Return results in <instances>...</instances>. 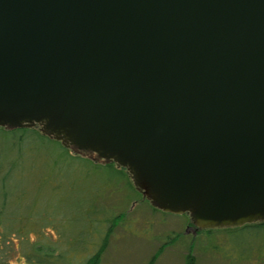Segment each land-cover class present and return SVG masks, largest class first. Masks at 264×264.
Wrapping results in <instances>:
<instances>
[{
    "label": "water",
    "instance_id": "95a60500",
    "mask_svg": "<svg viewBox=\"0 0 264 264\" xmlns=\"http://www.w3.org/2000/svg\"><path fill=\"white\" fill-rule=\"evenodd\" d=\"M35 125L199 227L264 220V0H0V126Z\"/></svg>",
    "mask_w": 264,
    "mask_h": 264
},
{
    "label": "rangeland",
    "instance_id": "374dc122",
    "mask_svg": "<svg viewBox=\"0 0 264 264\" xmlns=\"http://www.w3.org/2000/svg\"><path fill=\"white\" fill-rule=\"evenodd\" d=\"M7 129L0 128V261L19 264L38 242L65 249L78 241L74 246L84 248L94 236L76 254L79 262L95 251L109 216L116 215L100 264H188L191 255L195 264H264L257 255L234 261L239 248L224 257L214 242L228 238L244 246L241 238L248 236L228 237L226 229L199 227L189 212L156 207L126 168L124 178L111 169L110 163L119 168L116 162L67 149L40 125ZM95 225L99 232L92 231Z\"/></svg>",
    "mask_w": 264,
    "mask_h": 264
},
{
    "label": "trees",
    "instance_id": "16d2710c",
    "mask_svg": "<svg viewBox=\"0 0 264 264\" xmlns=\"http://www.w3.org/2000/svg\"><path fill=\"white\" fill-rule=\"evenodd\" d=\"M0 128H5V130H9L4 126H0ZM49 136L48 134H45V136ZM50 137V136H49ZM61 141V140H59ZM62 142V141H61ZM63 143V142H62ZM63 145H65L63 143ZM66 146V145H65ZM68 146H66L67 148ZM68 149V148H67ZM15 163H11V166L9 167V172H5L2 177L3 181L6 182L7 176L9 173L13 170V166ZM111 169H115L119 171V175H121V178H124L123 175H125V169L123 167L119 168L116 166H113V163H110ZM3 168V161H0V173L1 169ZM97 215H93V219H95ZM115 216H109L108 222H110L108 228L102 232L101 240L98 242V245L95 249V251L88 254L83 260L76 262L75 256L76 254L81 251V249H88V245L91 244V241H95L93 238L94 236L90 235V241L89 237L86 238L87 245L82 248L81 247H75V244H78L79 242L76 241L74 245L70 244V247H66L65 249H58L55 245L52 244V242L42 243L38 242L37 245H35L34 250L31 253H28L25 255V262L22 261L19 264H100L101 258H102V252L103 248L108 244L109 235L112 232L113 223L115 220ZM120 216V215H117ZM97 218V217H96ZM112 219V220H110ZM97 221V220H93ZM218 229L223 228L227 230L228 237L230 235H235V233L238 234H246L248 237L241 238L245 241L244 246H240L237 243L230 241L228 238L223 242H214L212 244L213 248L224 255V257H232V253L235 252L234 249L239 248L237 251L240 252L238 254V259L235 260H250L254 257V255H257L258 257L264 256V220H259L255 222L245 223L243 225L238 226H227V227H217ZM201 230V229H200ZM92 231L99 232V228L97 225H95V229ZM209 233L212 232V229L208 230ZM229 232L231 234H229ZM92 234V233H91ZM82 243L84 241L80 240ZM80 244V243H79ZM154 260V259H153ZM152 260V262H153ZM188 264H195V257L194 255L190 256ZM0 264H12L8 260H1Z\"/></svg>",
    "mask_w": 264,
    "mask_h": 264
}]
</instances>
